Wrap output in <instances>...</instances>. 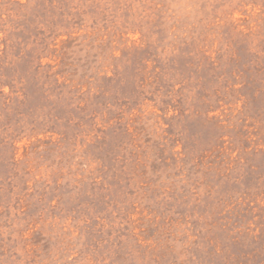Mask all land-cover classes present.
<instances>
[{
	"label": "rangeland",
	"instance_id": "rangeland-1",
	"mask_svg": "<svg viewBox=\"0 0 264 264\" xmlns=\"http://www.w3.org/2000/svg\"><path fill=\"white\" fill-rule=\"evenodd\" d=\"M264 260V0H0V264Z\"/></svg>",
	"mask_w": 264,
	"mask_h": 264
},
{
	"label": "trees",
	"instance_id": "trees-1",
	"mask_svg": "<svg viewBox=\"0 0 264 264\" xmlns=\"http://www.w3.org/2000/svg\"><path fill=\"white\" fill-rule=\"evenodd\" d=\"M256 264H264V260H260L259 262H257Z\"/></svg>",
	"mask_w": 264,
	"mask_h": 264
}]
</instances>
